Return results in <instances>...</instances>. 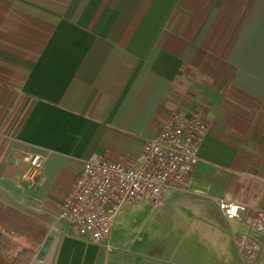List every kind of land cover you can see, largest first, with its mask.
I'll list each match as a JSON object with an SVG mask.
<instances>
[{
  "label": "crops",
  "instance_id": "obj_1",
  "mask_svg": "<svg viewBox=\"0 0 264 264\" xmlns=\"http://www.w3.org/2000/svg\"><path fill=\"white\" fill-rule=\"evenodd\" d=\"M179 110L209 124L199 162L161 206L135 205L189 207L208 227L177 233L197 242L76 235L59 212L84 162L139 156ZM29 152L45 157L32 185ZM221 199L264 206V0H0V201L54 231L31 264H264L238 248L246 221H209Z\"/></svg>",
  "mask_w": 264,
  "mask_h": 264
},
{
  "label": "built area",
  "instance_id": "obj_2",
  "mask_svg": "<svg viewBox=\"0 0 264 264\" xmlns=\"http://www.w3.org/2000/svg\"><path fill=\"white\" fill-rule=\"evenodd\" d=\"M208 129L200 113L173 111L162 119L158 135L145 143L139 156L121 160L92 156L64 195L60 217L76 235L105 240L125 204L148 200L159 207L169 190L185 182L199 162V148ZM24 160L23 177L32 185L45 172V157L29 152ZM218 204L226 218L247 222L248 230L238 236V248L253 259L260 249L255 234L264 235V206L249 213L240 202L221 199Z\"/></svg>",
  "mask_w": 264,
  "mask_h": 264
},
{
  "label": "rangeland",
  "instance_id": "obj_3",
  "mask_svg": "<svg viewBox=\"0 0 264 264\" xmlns=\"http://www.w3.org/2000/svg\"><path fill=\"white\" fill-rule=\"evenodd\" d=\"M184 207L185 208H181L177 206L173 214H170L165 208L163 209L161 207L154 209L150 203H145V201L138 205L127 203L122 207L120 213L113 221L110 242H112L115 247H129L132 246L135 241L146 242L153 239L157 241V244L176 242L178 237L183 243L197 242L195 239H188L189 233L185 234V236L178 234L177 228H186L189 230L193 227H200L202 231L205 232L208 226L205 227V224L202 226L198 217L191 212L189 207ZM208 219L211 223L216 225L231 223L237 229H243L234 220L224 219L219 209L218 211L209 212ZM155 227L157 228L155 229ZM169 229L173 232L171 233ZM255 236L260 242V249L257 254L264 257V235L255 234ZM198 241L201 243L199 246L208 250L210 249L211 242L208 240L206 241L204 238Z\"/></svg>",
  "mask_w": 264,
  "mask_h": 264
},
{
  "label": "trees",
  "instance_id": "obj_4",
  "mask_svg": "<svg viewBox=\"0 0 264 264\" xmlns=\"http://www.w3.org/2000/svg\"><path fill=\"white\" fill-rule=\"evenodd\" d=\"M48 233L44 221L0 201V264H31Z\"/></svg>",
  "mask_w": 264,
  "mask_h": 264
},
{
  "label": "water",
  "instance_id": "obj_5",
  "mask_svg": "<svg viewBox=\"0 0 264 264\" xmlns=\"http://www.w3.org/2000/svg\"><path fill=\"white\" fill-rule=\"evenodd\" d=\"M54 238V231L50 230L49 234L46 236L39 252L37 253L36 257L38 259H43L45 254L47 253V251L50 249L51 247V243L53 241Z\"/></svg>",
  "mask_w": 264,
  "mask_h": 264
}]
</instances>
